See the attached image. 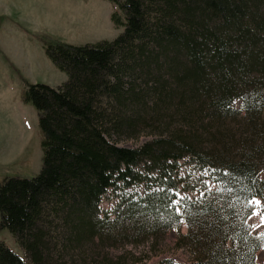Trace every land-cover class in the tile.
Instances as JSON below:
<instances>
[{
  "label": "trees",
  "instance_id": "trees-1",
  "mask_svg": "<svg viewBox=\"0 0 264 264\" xmlns=\"http://www.w3.org/2000/svg\"><path fill=\"white\" fill-rule=\"evenodd\" d=\"M110 1L124 27L115 39L45 41L68 79L26 83L42 168L0 183V228L32 264H126L106 247L156 242L185 217L191 228L180 239L195 248L188 264H259L262 236L246 221L247 201L264 198V0ZM143 133L151 138L124 144ZM189 156L213 170L218 187L185 199L179 213L173 175ZM148 177L157 188L102 210L109 190ZM0 264L26 261L0 241Z\"/></svg>",
  "mask_w": 264,
  "mask_h": 264
},
{
  "label": "rangeland",
  "instance_id": "rangeland-1",
  "mask_svg": "<svg viewBox=\"0 0 264 264\" xmlns=\"http://www.w3.org/2000/svg\"><path fill=\"white\" fill-rule=\"evenodd\" d=\"M116 11L121 12L110 0H0V183L8 177L32 178L42 168L43 134L38 112L32 104L24 102L22 94L27 82L56 87L68 79L67 73L47 55L45 41L80 45L113 40L124 30L112 21V13ZM233 105L241 109L242 101L236 99ZM150 138L143 133L124 144L139 146ZM137 170L146 172L145 165ZM259 174L264 179V167ZM173 177L178 180L173 204L179 213H183L185 199L196 200L218 187L213 170L199 165L190 156L178 161ZM149 186L157 188V181L148 177V181L128 188L111 189L103 197L101 208L111 211L122 198L143 196ZM256 198L264 204V198ZM244 210L240 209L239 216L248 212ZM259 211L264 214V208ZM246 222L251 233L257 236L264 233V225L255 227L260 223V215L250 212ZM198 224L196 219L194 230L199 228ZM175 226L160 234L155 243L120 242L106 249L114 256L124 254L126 264H188L195 248L187 240H181L180 235L188 233L191 225L183 217ZM0 241L25 258L26 264H32L8 229L0 228ZM260 241L256 261L264 264V237Z\"/></svg>",
  "mask_w": 264,
  "mask_h": 264
},
{
  "label": "snow or ice",
  "instance_id": "snow-or-ice-1",
  "mask_svg": "<svg viewBox=\"0 0 264 264\" xmlns=\"http://www.w3.org/2000/svg\"><path fill=\"white\" fill-rule=\"evenodd\" d=\"M247 203L251 207L252 215H260V223L255 225V227H260V225H264V214H261L259 211L260 208H264V204H262L261 200L253 196V198L248 200ZM260 235L264 237V233H260Z\"/></svg>",
  "mask_w": 264,
  "mask_h": 264
}]
</instances>
